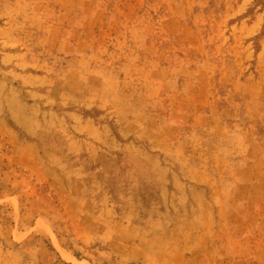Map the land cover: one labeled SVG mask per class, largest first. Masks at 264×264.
<instances>
[{
	"label": "rangeland",
	"instance_id": "1",
	"mask_svg": "<svg viewBox=\"0 0 264 264\" xmlns=\"http://www.w3.org/2000/svg\"><path fill=\"white\" fill-rule=\"evenodd\" d=\"M75 261L264 264V0H0V264Z\"/></svg>",
	"mask_w": 264,
	"mask_h": 264
},
{
	"label": "bare ground",
	"instance_id": "2",
	"mask_svg": "<svg viewBox=\"0 0 264 264\" xmlns=\"http://www.w3.org/2000/svg\"><path fill=\"white\" fill-rule=\"evenodd\" d=\"M54 240L56 241V237L53 236ZM76 264H88L87 262L82 261H75Z\"/></svg>",
	"mask_w": 264,
	"mask_h": 264
}]
</instances>
